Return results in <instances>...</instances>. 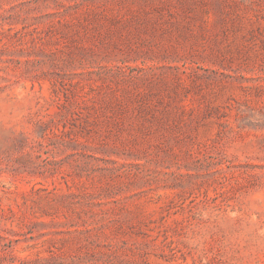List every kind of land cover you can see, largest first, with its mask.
I'll return each instance as SVG.
<instances>
[{"label": "rangeland", "instance_id": "rangeland-1", "mask_svg": "<svg viewBox=\"0 0 264 264\" xmlns=\"http://www.w3.org/2000/svg\"><path fill=\"white\" fill-rule=\"evenodd\" d=\"M0 264H264V0H0Z\"/></svg>", "mask_w": 264, "mask_h": 264}]
</instances>
